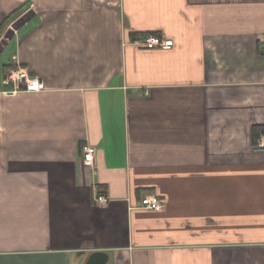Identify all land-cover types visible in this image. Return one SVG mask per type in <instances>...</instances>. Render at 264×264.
I'll return each mask as SVG.
<instances>
[{"label": "crops", "instance_id": "crops-1", "mask_svg": "<svg viewBox=\"0 0 264 264\" xmlns=\"http://www.w3.org/2000/svg\"><path fill=\"white\" fill-rule=\"evenodd\" d=\"M1 25L0 264H264V0H0ZM16 66L44 89L2 94Z\"/></svg>", "mask_w": 264, "mask_h": 264}, {"label": "built area", "instance_id": "built-area-1", "mask_svg": "<svg viewBox=\"0 0 264 264\" xmlns=\"http://www.w3.org/2000/svg\"><path fill=\"white\" fill-rule=\"evenodd\" d=\"M133 43L139 47L152 50H170L173 47L172 39L161 38L150 33L134 39ZM3 84L7 87V89L2 91L4 95H16L20 92H38L44 89L43 81L40 78L30 76L25 69L17 66L8 71L5 78H3ZM254 150L264 151V134L259 135L256 139ZM95 153L96 148L86 144L82 148L83 163L87 166H92ZM94 202L99 206H104L107 203V198L97 194L94 197ZM139 207L157 211L162 207V202L156 194H146L140 199Z\"/></svg>", "mask_w": 264, "mask_h": 264}, {"label": "water", "instance_id": "water-1", "mask_svg": "<svg viewBox=\"0 0 264 264\" xmlns=\"http://www.w3.org/2000/svg\"><path fill=\"white\" fill-rule=\"evenodd\" d=\"M107 260V255L97 251L91 253L83 264H104Z\"/></svg>", "mask_w": 264, "mask_h": 264}, {"label": "trees", "instance_id": "trees-1", "mask_svg": "<svg viewBox=\"0 0 264 264\" xmlns=\"http://www.w3.org/2000/svg\"><path fill=\"white\" fill-rule=\"evenodd\" d=\"M3 26H4V25H1L0 30L2 29Z\"/></svg>", "mask_w": 264, "mask_h": 264}, {"label": "rangeland", "instance_id": "rangeland-1", "mask_svg": "<svg viewBox=\"0 0 264 264\" xmlns=\"http://www.w3.org/2000/svg\"><path fill=\"white\" fill-rule=\"evenodd\" d=\"M13 31V30H12Z\"/></svg>", "mask_w": 264, "mask_h": 264}]
</instances>
